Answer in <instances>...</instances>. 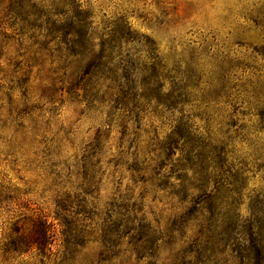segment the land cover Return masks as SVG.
<instances>
[{
  "label": "rangeland",
  "instance_id": "rangeland-1",
  "mask_svg": "<svg viewBox=\"0 0 264 264\" xmlns=\"http://www.w3.org/2000/svg\"><path fill=\"white\" fill-rule=\"evenodd\" d=\"M254 243L264 0H0V264H264Z\"/></svg>",
  "mask_w": 264,
  "mask_h": 264
},
{
  "label": "trees",
  "instance_id": "trees-1",
  "mask_svg": "<svg viewBox=\"0 0 264 264\" xmlns=\"http://www.w3.org/2000/svg\"><path fill=\"white\" fill-rule=\"evenodd\" d=\"M35 233V231H34ZM44 236L45 234L42 233L39 237L35 238L34 235L28 237L27 239L31 240V246L40 247L41 245H44ZM251 251H253V255L255 259H258L260 262L264 259V249L262 246H260V243H254L251 247Z\"/></svg>",
  "mask_w": 264,
  "mask_h": 264
}]
</instances>
